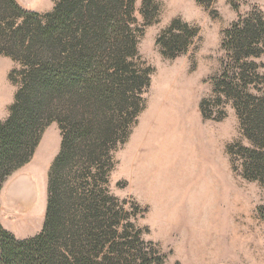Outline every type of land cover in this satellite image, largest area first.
Returning a JSON list of instances; mask_svg holds the SVG:
<instances>
[{
    "label": "trees",
    "instance_id": "trees-1",
    "mask_svg": "<svg viewBox=\"0 0 264 264\" xmlns=\"http://www.w3.org/2000/svg\"><path fill=\"white\" fill-rule=\"evenodd\" d=\"M200 3V0H195ZM143 6L152 0H142ZM235 11L239 4L229 0ZM134 0H58L40 15L0 0V56L19 69L8 117L0 122V191L33 157L56 123L60 146L47 174L41 232L18 241L0 224V264H162L164 255L133 248L123 202L103 188L112 153L143 108L150 73L136 68ZM177 22L156 40L162 55L186 48ZM223 72L215 90L232 100L245 138V172L264 178V91L256 62L264 57V16L257 9L222 34ZM167 52L171 53L169 55ZM12 81V77L9 76ZM255 177L254 179H257ZM152 256H156L153 257Z\"/></svg>",
    "mask_w": 264,
    "mask_h": 264
},
{
    "label": "rangeland",
    "instance_id": "rangeland-1",
    "mask_svg": "<svg viewBox=\"0 0 264 264\" xmlns=\"http://www.w3.org/2000/svg\"><path fill=\"white\" fill-rule=\"evenodd\" d=\"M15 1L24 10L44 15L52 11L58 0ZM235 1L238 11L229 0H152L145 6L142 0L133 3L132 27L137 43L136 55L130 62L139 70L148 71L150 82L142 95L141 112L129 126L123 144L112 153L113 167L103 188L123 202L124 223L133 248L149 255H164L162 264H264V178L245 172L244 149H251V143L244 136L232 100L214 87L224 69L220 48L223 32L238 14L257 9L264 16V0ZM175 22L172 33L183 34L186 25L187 42L182 55L170 58L162 55L156 40ZM256 62L260 64L261 78L256 89L251 85L248 88L254 96L264 91V57ZM18 69L10 58L0 56V122L8 117L13 103L18 87V76L13 72ZM161 103H166L161 109L172 116L187 112L190 119L196 118L213 133L218 155L211 165L221 185L219 194L201 196L200 190L193 189L190 183L175 187L163 181L171 169L169 153L179 132L162 126L151 135L148 133V122ZM59 146L60 132L52 123L43 132L31 160L2 185L0 224L18 241L32 238L42 230L47 174ZM30 180L35 187L39 220L35 230L21 235L18 231L25 221L22 218L30 215H20L16 200L20 188ZM164 185L169 189L161 201L156 191ZM194 232L201 239L203 254L191 247Z\"/></svg>",
    "mask_w": 264,
    "mask_h": 264
},
{
    "label": "bare ground",
    "instance_id": "bare-ground-1",
    "mask_svg": "<svg viewBox=\"0 0 264 264\" xmlns=\"http://www.w3.org/2000/svg\"><path fill=\"white\" fill-rule=\"evenodd\" d=\"M2 86L0 83V92L2 90ZM2 104L3 103L1 102V105ZM161 104L162 105L157 114H155L152 120L148 122L150 127L148 128V133L151 135L155 132L156 127L160 128L162 126L163 128L171 127L173 130L175 129L179 132V134H176L178 135L177 138L173 139V145L170 150L171 153H169V157L171 158V160H169L173 161L171 169L169 174L165 175L163 181L167 182V184L172 183L175 187H183L185 185L189 186L190 183L193 189L197 188L200 190L201 196L219 194L221 185H219V180L216 176L217 173L214 166L211 165L213 164V159L218 155L217 148L212 137L213 133H211L207 127L201 125L196 118L194 120L190 119L187 112L186 114L184 112L182 115L179 114L177 116H172L168 110L161 109L166 103ZM165 186L166 185L160 186L156 191V197L161 201L166 197L169 189V186L168 188ZM19 194L20 196L16 202L20 205V215H30V217L27 216L24 218L21 216V218L25 221H22L18 232H20L21 235H24L27 232L35 230L39 220V215L37 214L38 205L34 204L36 202L34 183H31V180L30 182H25L23 187L20 188ZM193 234L195 239H193L191 247L194 248L197 253L203 254L204 248H201L200 246L201 239L198 238L199 236L197 232H194Z\"/></svg>",
    "mask_w": 264,
    "mask_h": 264
}]
</instances>
